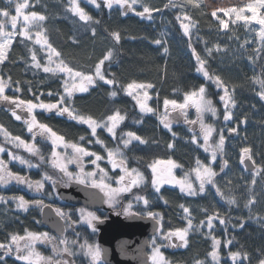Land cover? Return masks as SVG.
Instances as JSON below:
<instances>
[{
  "label": "trees",
  "instance_id": "trees-1",
  "mask_svg": "<svg viewBox=\"0 0 264 264\" xmlns=\"http://www.w3.org/2000/svg\"><path fill=\"white\" fill-rule=\"evenodd\" d=\"M25 1V0H23ZM254 0H196L198 7L188 5L183 0L185 9L179 7H165L170 5V0H141V4L135 8L143 9L148 6L154 10L153 19L141 18L133 12L124 14V10L113 6L107 8L102 2L98 10L94 5L78 0L77 3L92 17V23L80 21L71 11L70 0H27V12H37L46 17L41 27L48 43L59 53L54 55L57 62L61 60L72 71L91 74L96 63L111 49L116 53V59L105 62L102 71L107 79H112L115 73L117 83L105 85L97 82L88 87L86 93L76 92L72 100L77 110L76 114L92 116L99 121L109 115L119 112L125 117L119 128L116 129V138L110 137L103 130L98 129L96 136L91 134L87 125L79 124L67 118L57 116L55 111L44 112L41 109L34 111L38 123L47 124L66 143L78 144L90 153L87 166H105L108 172L110 166L103 159L108 150L117 147L121 149L126 157L125 164L148 173V165L157 159H170L183 168L184 171L196 165L197 159L201 163L209 161V154L205 153L199 145L193 144L192 133L183 123L174 124L172 131L177 135L175 139L172 133L158 122L157 115L153 113H142L135 101L121 86L135 82L137 84H151V102L161 105L165 99L175 100L181 103L185 94L197 91L201 85L206 86L204 76L197 72L198 67L193 49L201 59L206 61V70L209 74L220 77L224 86L228 88L229 94L234 98L235 104L231 106L232 120L227 122L230 128H236V134L225 143L223 159L227 161V167L221 171V158L217 155L216 186L226 195H231L237 200L236 205L229 206L225 200L216 194L211 185L206 194L200 196H188L176 188L161 187L157 192L151 186L146 185L136 189L137 196H143L149 201L148 209L157 213L160 220V232L175 231L189 227L188 220H192V229L189 231L187 246L179 249H164L163 253L171 264H260L264 260V100L259 97L260 86L253 82V77L260 76L264 70V48L255 35L249 32L241 23H233L228 20V28L220 26L217 14L221 9H239ZM0 5L3 1L0 0ZM216 15L213 16L212 13ZM186 15L187 23H194L195 27H189V34L185 35L179 25L177 16ZM96 21H99L97 24ZM96 34L93 36L92 29ZM38 28H32L30 36L35 37ZM118 33L120 40L117 42L111 33ZM163 32L165 35L160 36ZM77 43H74L73 40ZM161 39L162 45H156L152 41ZM23 41V43H21ZM189 41L192 48L188 47ZM168 47L165 55L163 48ZM48 49L45 44L35 43L34 40L16 36L11 43L8 58L0 63V78L9 79L11 87L6 88L5 94L23 101L31 100L33 103H57L63 91L64 81L58 72L45 73L43 66L47 54L43 50ZM206 49L212 50L210 56ZM37 55V61L41 68L36 69L31 60L32 53ZM53 67L56 63L52 64ZM17 86L20 91L16 92ZM117 91L116 97H110L109 92ZM208 93L212 96L219 118L223 110L216 98V92L207 86ZM53 93L51 96L49 93ZM39 97V99H37ZM68 107L67 103L58 105ZM14 105H8L0 101V129L8 135L20 137L28 144L35 143L42 155L50 151V144L42 139H33L27 132V126L23 119L16 120L12 115ZM24 112H22L23 114ZM17 114L23 115L21 113ZM134 121H141L136 124ZM244 121V123H241ZM219 127L223 126L221 122ZM135 132L147 143L139 144L133 141L127 149L123 147L121 135L126 138V133ZM1 132V131H0ZM231 133V132H229ZM1 134V133H0ZM229 135V134H228ZM85 137L81 140L80 137ZM115 136V137H116ZM99 140L101 143H97ZM155 141V143H153ZM174 147L169 149L168 145ZM237 144V145H236ZM250 151L252 158L259 169L255 174L247 173L240 165L243 148ZM101 157L96 164L95 155ZM95 156V157H94ZM136 158H141L139 161ZM3 161L8 171L25 175L33 181L41 180L40 171L33 170L18 161L9 160L7 156ZM92 163V165H91ZM49 172V170H48ZM53 177L56 173L52 174ZM13 182V183H12ZM50 188H47V191ZM251 189V191H249ZM29 191L20 190L10 181L8 185H0V196L6 199L0 201V245L5 248L12 242V236H22L26 233H41L45 228L40 222V209L30 201ZM23 195L29 200V208L23 211L16 208V203L11 197ZM254 203L245 207L248 200ZM166 201V203H165ZM54 203V202H53ZM55 206V205H53ZM63 211H75L77 207L69 204L56 203ZM183 206V207H181ZM189 209L185 213L183 208ZM76 215V214H75ZM208 216L213 217V226L207 225ZM228 219L226 225H221L220 220ZM256 217L250 219L249 217ZM243 221V229L233 227ZM82 226L78 224L79 231ZM199 226L200 231H195ZM87 235L86 227L83 231ZM211 233V235H209ZM235 237L230 244L226 241ZM213 238L220 241L216 251L218 260L212 259ZM63 239L73 240L76 235L67 231ZM89 239V238H88ZM230 253H238L233 260ZM4 255V248H0V256ZM0 264H28L18 261L12 254L5 257Z\"/></svg>",
  "mask_w": 264,
  "mask_h": 264
},
{
  "label": "snow or ice",
  "instance_id": "snow-or-ice-1",
  "mask_svg": "<svg viewBox=\"0 0 264 264\" xmlns=\"http://www.w3.org/2000/svg\"><path fill=\"white\" fill-rule=\"evenodd\" d=\"M86 3H90L94 5L98 10L100 9V3H98V0H85ZM37 3H39V0H37ZM102 3L109 9L113 7V5H119L121 9L124 10V14L127 13V11H132L135 15L141 17V18H147V19H153L152 16L153 11H160L163 10H154L151 9L148 6H143V10L136 12L135 6L138 4H141V0H102ZM186 3L188 5H192L193 7H198L196 0H186ZM71 8L70 11L75 15L79 17L80 21H84L88 24L92 23V17L85 12L83 8L79 6L77 3V0H70ZM179 7L181 11L185 9V4L183 0H170V5H166L165 7ZM28 7V2L25 0L24 3H19L16 6V12L18 16H22L23 19V28H21L19 35L21 37H25L28 39H31L30 31L32 28H38L39 31L35 33V43L43 45H47L48 47V60L49 63H52V56L56 55L59 57V53L56 52V50L52 47L50 43H48L47 37L43 34L44 29L41 27L42 23L46 20V17L44 15H41L37 12H31L25 14L23 10ZM248 11L252 13L251 16L243 15L244 9H221L225 13V15H228L230 13H235L236 20L233 21L235 23L236 21H244L245 27L249 26V23L251 21H256L261 27L257 35L260 37L261 42L264 43V14L257 15L258 8H264V0H254L253 3L249 4L247 6ZM213 16L216 15L215 12L212 13ZM18 16H11L10 23L13 28V32L11 34L5 32V26L6 23H8V17L9 13L6 10H0V39H2V42H0V63L4 62L8 56V46L11 43V39L9 36H15L16 32L15 29L17 27V21ZM180 17L177 16V19ZM187 19V17H185ZM98 24L99 21H96ZM195 27L193 22L184 23L181 24V27L184 30V34H189V27ZM220 26L223 28H228V24L225 23L223 20L220 21ZM92 34L95 36L96 30L95 28L92 29ZM111 35L115 38V40L118 42L120 40V36L118 33H111ZM165 33L161 32L160 36L163 37ZM74 43H77V41L74 39ZM23 43V41H21ZM152 43L156 45H162L163 42L161 39H156L152 41ZM189 48H192V43L189 41L188 44ZM163 51L165 55L168 54V47H164ZM208 54L212 55L211 49H206ZM261 52H264V48L260 49ZM193 55H195V58L197 60V63L199 67H197L196 71L199 73H202L204 78L206 80L212 81L217 88H223L224 94L220 96V101L224 102L225 104V114H224V121L228 122L231 121L233 116L231 112V106L234 105L236 102L234 98L229 94L228 88L224 86L223 81L220 79V77L212 76L209 74V71L206 70V61L201 59L199 55L196 54L195 49H193ZM116 59V53L113 50H109L102 59L96 63L95 65V75H86L84 72H73L72 69H70L64 62L61 60L59 63L56 64L55 68L44 66L43 71L45 73H53L55 75L57 72H64L66 76H68L71 79V83H69L68 80L64 82L63 87V93L60 96V99L57 101V103H33L31 100L23 101L19 99H14L13 97H10L5 94L6 88L11 87V81L9 79H2L0 78V101H3L7 103L8 105H14V109L12 110V115L15 117L16 120H21V115L17 114L16 110H20L21 112L26 111L28 114V118L23 119V123L27 126V132L31 134L33 139H35L37 136H39L41 139H51L53 144V152L52 156H57V153L55 152V146L57 142L63 141L62 136H58L56 132H54L47 124L44 123H38L36 116L33 115L34 109H41L44 112H53L55 111L57 116H67L68 119L75 121L79 124L87 125L88 128L91 129V134L93 136H96L97 129L98 128H105L106 131L113 135L115 138L116 136V129L118 125L125 119L123 115H121L119 112L114 113L113 115H109L105 119H100L99 121L92 118V116L85 117L84 115L76 114L77 110L72 107L73 104V94L76 92L79 93H86L89 91L88 85H94L97 83V80L103 81L105 85H114L117 83V80L115 78V73L112 74V79H107L105 76V73L102 71V66L105 64V62H112ZM32 64L36 69L41 68V64L37 61V55L35 52L32 53L31 56ZM260 76H264V70H262ZM77 80L79 82H77ZM253 82L255 84H258L260 86L261 91L259 92V97L261 100H264V79H261L259 76L253 77ZM153 86L151 84L144 85V84H137L135 82L127 84L126 87L121 86L122 90L127 93V95L132 96L133 99L137 101V104L140 108V111L142 113H153L157 114L156 111L149 107L147 104V101L151 99L149 96V93L147 91L148 88H152ZM139 88L143 90V96H140L139 93L136 95H133L135 90ZM16 92L20 91V87L17 86L15 89ZM206 89L203 85L200 86L198 89V92H192L185 94V103L177 105L175 100H164V105L167 107L168 105H172V109L176 110L179 109L180 114L184 117V122L186 124L192 125L199 123L200 125V134L203 136L204 145H199L200 147H203L205 152H209L211 150V160L215 161L217 159V154H219L221 158V171H224V168L227 167V161L223 159L224 156V149H225V136L223 134L220 135L219 140L215 142L214 145L209 144L210 137L213 132V127L211 125L204 123V114L205 113H211L213 117L217 116V109L213 106L212 101L210 99L205 98ZM53 93H49L51 96ZM117 91L113 90L109 92L110 97H116ZM193 97H196L195 100H193ZM39 99V97H37ZM188 101H192L197 112L198 120L197 121H188L187 119V113L185 111ZM67 103L68 107H58V105H63ZM160 122L163 124L164 128L167 129L169 132L172 133L173 138L175 139L176 133L172 131V123L173 121L169 119L168 115H163L159 117ZM134 123L139 124L141 121H134ZM241 123H244V121H241ZM0 131H3L0 129ZM189 131H193L191 127H189ZM229 132L234 133L237 131L236 128H229ZM5 138L11 143L15 148H25L27 152L31 154V156H36L39 158L38 164H33L30 159H25L19 155H15L11 151L8 153L11 160L18 161L21 165H25L28 168L32 167H38L39 164L45 163V157L41 154V151L39 148L36 147L35 143L28 144L25 143L24 140H22L20 137H14L10 138L8 137V134L4 133ZM125 134L121 135V141L123 144V147L127 149L130 144H132L133 141L139 142V144H145L147 141L145 139H142L140 136H138L135 132L129 131L126 133V137L124 138ZM81 140H84L85 137L81 136ZM97 143H101L99 140L96 141ZM193 144L197 143V136L195 132L193 133L192 141ZM155 143V141H153ZM66 148L71 147L73 149V154L67 159L68 163H75L77 167L80 169L78 173H72L68 171L67 167L63 164L56 165L55 161H53L54 166L59 167L60 172L63 173L62 176H60L59 180H55L50 176L45 175L43 177L44 180H51L54 187H58L60 184H63L65 187L68 186L73 181H76L79 184H90L93 188H100L101 191L104 192V203L108 204L110 208L113 210L120 207V193H129L131 189L134 186H139L141 183L144 182V175L142 172H140L138 169H129L125 166V160L126 157H124L123 152L119 147H117L115 150H109L108 151V158L109 162L112 163V167L115 169L119 167L122 172H124V176H121L117 183H120L121 181L125 180V177L130 178V182L127 183L126 186H122L120 188H111L109 185H106L104 183V177L107 175V173L104 172L103 169H100L101 173V179L99 181L92 179L93 173L92 172H85L84 171V164H83V157L86 155H90V153L80 147L78 144H65ZM169 149H172L174 147L173 144L168 145ZM6 149L4 147H0V152H4ZM249 150L244 149L243 150V156H242V163L244 162V157H247L249 160L252 159V157L248 154ZM91 155H96L95 153H91ZM116 157H120V159L117 161ZM101 159V157L96 156V160ZM138 161L141 158H136ZM96 160H92L91 162L93 164H96ZM167 163L168 167L166 168H159L158 165ZM197 168L194 169L196 173V180L199 182L198 190L193 187L191 182L187 181V174H185V180L184 181H176L175 177L172 174V169L175 167H179L176 165V163L172 160H168L167 162L163 161H155L154 163L148 165V167L152 170V185L156 189L157 192L160 191V185L161 184H171V183H178L180 185V191L182 193H186L188 196H198L199 194H206V188L205 185H211L213 188H215L216 194L221 197V199L225 200L226 203L229 206L236 205L237 200L231 196L226 195L219 187L216 186V180L214 179L217 176V173L213 170L211 167V164L205 166L202 165L200 160L197 159L196 161ZM97 168H99V165H96ZM258 168H254V176H253V183L255 182V173L258 172ZM57 175H60V173H57ZM66 178V179H65ZM10 181H15L18 184L26 185L27 188L31 191H34L37 194L45 195L46 190L44 188V184L37 180L33 181L29 179L25 175H19L17 173H13L11 171H8V167L6 163L3 161V159H0V185H8ZM251 191V189H249ZM47 195H51V193H47ZM90 196H95V194H90ZM6 198L4 196H0V201H4ZM13 202L16 203V208L27 211L29 208V200L25 199L23 195L21 196H13L11 197ZM136 199L143 200L144 204H148L149 201L146 200L143 196H137ZM34 206L39 207L41 209V212L43 213L44 209L46 207H51L50 205H45L43 200H35L31 202ZM166 203V201H165ZM254 203L253 200L249 199L246 203L245 207H249V211H251L250 206ZM183 207V206H181ZM131 204H128L126 206H123V214L125 215H133L130 212ZM185 213L189 212V209L184 207L183 208ZM56 215L60 218V221H63V225L59 223V221H53L54 226L57 227V230L60 231L62 234L63 232L68 231L71 229L76 237L78 238L80 236V233L76 232L75 228L73 227L74 224L84 222L87 224V226L94 231L95 225L92 223L94 220H99L100 217L97 216L95 212H85L84 209H77L75 211H78L80 213V220L79 221H73L71 219L70 212L71 211H63L60 208H56L55 210ZM135 215H142L141 213H136ZM147 216L153 217V213L151 211H148L146 213ZM158 215V214H157ZM250 219H256V217H249ZM216 219L220 220L221 225H226L229 220L228 219H221L219 216L216 217ZM158 222V221H157ZM261 223H264V221H260ZM189 227L184 229H176L175 231L168 232L164 235V247L167 248H183L188 245V234L189 231L192 229V220H188ZM207 225L209 228L213 226V217L208 216L207 218ZM243 221L239 225H233V227H239L243 229L244 227ZM160 229L157 228L156 232H159ZM195 231L199 232L200 228L199 226L195 227ZM211 235V233H209ZM173 238H175V242H173ZM24 240L23 248L20 246V241ZM235 240V237H232L231 240L226 241V244L232 243V241ZM37 241L47 242V243H53L55 244V238L50 237L48 233H32L29 232L27 234V238L19 237V236H12V243L15 244V252H16V259L21 261H27L28 264H33V257H36L37 259H43L40 257L39 253L35 249V244ZM62 244L66 245H76L78 243V239L73 240H67V239H61L59 241ZM220 241L213 238L212 240V247L213 251L211 253L212 259L214 261L218 260V253L216 251L217 247L219 246ZM0 248H4V255L0 256V262H3L5 260V257L12 254L13 249L12 247L5 248L4 245H0ZM54 251H62L63 253H67L68 256H75L78 252L83 251L86 256H90L92 261H97L101 257L100 249L98 246H92V245H85L82 244L78 249L75 251L69 247L65 246L63 249H58L54 247ZM233 260H236L238 257V253H230ZM153 264H169L168 260L164 256V254L160 251V246L157 245L153 248V256H152ZM56 264H69L68 261H57ZM71 264H74V261L71 262ZM197 264H202V262H197ZM260 264H264V260H261Z\"/></svg>",
  "mask_w": 264,
  "mask_h": 264
},
{
  "label": "rangeland",
  "instance_id": "rangeland-1",
  "mask_svg": "<svg viewBox=\"0 0 264 264\" xmlns=\"http://www.w3.org/2000/svg\"><path fill=\"white\" fill-rule=\"evenodd\" d=\"M3 1V5H0V10H6L8 13H9V17L7 18L8 19V23H6V26H5V32L11 34L13 32V28L11 26V23H10V18L11 16H18L17 12H16V6L17 4L19 3H24L25 1L23 0H2ZM78 1V0H77ZM99 2H102V0H98ZM254 2V1H253ZM253 2H250L246 5H244L243 8L244 9V12H243V15H246V16H251L252 13L250 11H248V8L247 6ZM113 6H116V7H119L121 9V7L119 5H113ZM240 9V8H239ZM143 9H138V8H135V11L136 12H139V11H142ZM23 12L25 14L29 13L27 12V7L23 10ZM127 12H132V11H127ZM261 14H264V8H258L257 10V15H261ZM179 25L181 24H184V23H187V19L185 18L186 15H180L179 16ZM217 17L220 19V20H223L225 23L228 21V20H231L232 22L236 20V15L235 13H230L228 15H225V13L223 11H220L218 14H217ZM2 18V17H0ZM235 23H241L245 26L244 24V21H236ZM260 25L256 22V21H251L249 23V26L246 27L249 29V32L252 34V35H255V37H257L259 40L260 37L257 35V33L259 32L260 30ZM21 28H23V19H22V16H18V21H17V27L15 29V32H16V35L15 36H9V38L11 39V43L13 42V40L15 39L16 36L19 35V32L21 30ZM36 33V32H34ZM20 36V35H19ZM31 39L35 41L36 37H34L33 35H31ZM0 42H2V39H0ZM11 43L9 44L8 46V49L11 45ZM44 47V45H43ZM44 53L47 54L46 56V60H45V63H44V66H49V67H52V68H55L52 66L53 63H59L57 62L55 59H54V55L52 56V63L50 64L49 63V60H48V55H49V52H48V49H45L43 50ZM43 66V67H44ZM199 67V65H198ZM75 72V71H73ZM60 75H62L63 77V81L65 82L66 80L69 81V83H71V79L65 75L64 72H58ZM202 74V73H201ZM86 75H95V69L94 71L91 73V74H86ZM203 75V74H202ZM206 86L205 89H206V93H205V98L206 99H210L212 101V104L214 107H216L214 105V102H213V98L212 96L208 93L207 91V86L209 85L212 89V91H215L216 92V98L218 100V103L220 104L222 110H223V115L221 116L220 119H218L219 117V113L217 112V116L216 117H213L211 113H205L204 114V123L205 124H208V125H211L213 127V132H212V135L210 137V140H209V144L210 145H214L216 141L219 140V137L221 134H223L225 136V143L227 142V139L228 140H231V141H234L231 139L232 136H234L236 133H229L228 129L230 128L229 125H227V122L224 121V110H225V104L224 102L220 101V96L224 94V90L223 88H217L215 86V84L210 81V80H206ZM77 82H79L77 80ZM97 82H103V81H99L97 80ZM91 86V85H88V87ZM64 87V86H63ZM148 93H149V96L151 97V89L148 88L147 89ZM195 92H198L195 91ZM137 93H139L140 96H143V90L142 89H139L137 88L135 90V92L133 93V95H136ZM64 94L63 91L62 93L60 94V96ZM60 96H59V99H60ZM132 97V96H131ZM133 98V97H132ZM196 97H193V100H195ZM138 107V109L140 110L138 104H137V101L135 99H133ZM3 102V101H2ZM151 102V99H149L147 101V104L149 107L153 108L155 111H156V115H157V119H158V122L163 125L161 122H160V119L159 117L160 116H163V115H168L169 119H171L173 121L172 125L177 123H184L188 130H189V127H191L193 129V131H190L192 134L190 135L191 137H193V133L195 132L196 136H197V143L195 145H204V140H203V136L200 134V125L199 123H196V124H192V125H189V124H186L184 122V117L180 114V111L179 109H176V110H173L172 109V105H168L167 107L163 104L161 105H155L154 107L150 104ZM185 103V99L181 102V103H177V105L179 104H184ZM59 107V106H58ZM37 110V109H34L33 110V115H34V111ZM18 113H21L22 112L20 110H16ZM186 113H187V119L188 121H197L198 120V116H197V112H196V108L193 104L192 101H188V104H187V107L185 109ZM24 112V111H23ZM141 112V111H140ZM19 115V114H18ZM25 118H28V115L26 117H22V119H25ZM106 120V118H104ZM219 122L222 123L223 126L219 127L218 124ZM121 124V123H120ZM120 124L118 125L117 128H119ZM98 129H101L103 130L106 134H108L110 137L114 138L112 134L108 133L106 131L105 128H98ZM97 129V130H98ZM0 147H4L6 150L4 152H0V159H3V157L7 156L9 158V160H11L10 156H9V152L11 151L12 153H14L15 155H19L25 159H30L31 162L33 164H38V161H39V158L36 157V156H31V154L29 152H27V150L23 147L21 148H15L11 143H9V141L5 138V135H4V130L0 132ZM229 134V135H228ZM58 135V134H57ZM59 136V135H58ZM8 137L10 138H13L12 136L8 135ZM33 138V137H31ZM116 139L115 140H118V136L115 137ZM127 138V137H126ZM35 139H41L39 136H37ZM43 141L45 142H48V144H50V151L49 153H46V155H44L45 157V163H42V164H39L38 167H32L31 169L33 170H39L40 169V166H42V171H40V181L42 182V173L47 175V176H50L52 177V174L53 173H59L60 169L59 167H56L54 166L53 164V161H55V164L56 165H60V164H63L67 167L68 171L72 172V173H78L80 171V169L77 167V165L75 163H68L67 162V159L73 154V149L71 147H65L64 145L65 144H70V143H66L64 140L63 141H60V142H57L56 146H55V152L57 153V156L53 157L52 156V152H53V144H52V140L51 139H42ZM26 143V142H25ZM72 144V143H71ZM237 145V144H236ZM200 147V146H199ZM204 152V148L203 147H200ZM85 149V148H84ZM246 149L245 147L242 149L241 151V156H243V150ZM115 150V149H114ZM109 151V150H108ZM205 153H208L209 154V161L207 163H201L202 165H209L211 164V167L213 168V170L216 172L217 171V168L215 167V164L217 163V159L215 161H212L211 160V150H209V152H205ZM248 154L251 156L250 154V151L248 152ZM218 155V154H217ZM96 156V155H95ZM94 156V157H95ZM88 157L90 158V155H86L83 157V164H84V171L85 172H92L93 173V176H92V179H95L97 181H99L101 179V173H100V169H102L101 166H99V168H97V166H92V168H88L87 165L89 163V159ZM252 157V156H251ZM120 159V157H116V160L118 161ZM253 159V158H252ZM4 160V159H3ZM106 163H108L110 165V168L112 169V173H107V175L104 177V183L106 185H109L111 188H120L122 186H126L127 183L130 182V178L129 177H125V180L124 181H121L120 183H117V181L119 180V178L121 176H124V172L121 171V169L119 167L117 168H113L112 167V163L109 162V158H108V152H107V155L106 157H104L103 159ZM158 161H163V162H167L168 160L170 159H157ZM155 160V161H157ZM254 160V159H253ZM155 161H153L152 163H154ZM96 163H97V160H96ZM151 163V164H152ZM242 159H240V165L241 167L243 168V165H242ZM92 165V163H91ZM150 165V164H149ZM177 165V164H176ZM125 166L127 167V165L125 164ZM179 166V165H178ZM159 168H166L168 167L167 163H163V164H160L158 165ZM39 168V169H38ZM128 168V167H127ZM197 168V164L190 168V169H187L186 171L183 170L182 167H175L172 169V174L173 176L175 177V180L176 181H184L185 180V174H187V181L188 182H191L193 187L196 188L198 190V187H199V182L196 180V173L195 171H193L194 169ZM116 169H119V173H118V176L114 177V174H115V170ZM129 171H131V169L133 168H128ZM136 169V168H135ZM244 169V168H243ZM49 170V173H46V171ZM139 170V169H138ZM106 171V170H105ZM104 171V172H105ZM140 172L143 173L145 179H144V182L141 183L139 186H134L131 191L129 193H120V197H121V200H120V208L122 210V213H123V206H126L128 204H131V208H130V212H139V213H142L144 215H146V213L148 211H151L148 209V204H144L143 200H137L136 197V192L135 190L136 189H139L143 186H146V185H149L151 186V188H154L153 185H152V170L150 167H148V173H144L143 171L139 170ZM106 173V172H105ZM256 174V173H255ZM59 176V175H58ZM50 182V180H47V185L48 183ZM13 183V182H12ZM14 184L16 186H18L20 188V190H25V191H29V193H31V195H35L37 193H35L34 191H31L27 188L26 185H21V184H18L14 181ZM170 187V188H176L180 191V185L178 183H171V184H161L159 187ZM210 185H205V188H206V191H207V188L209 187ZM44 188H45V185H44ZM155 189V188H154ZM156 190V189H155ZM103 192V191H102ZM181 192V191H180ZM104 193V192H103ZM186 194V193H184ZM187 195V194H186ZM201 194H199L198 196H200ZM197 196V197H198ZM18 197V196H17ZM37 200L36 198L35 199H30V201H35ZM59 201L57 202H54V203H50L51 205H55L54 208H59V206H56V203L58 204ZM117 208V209H118ZM40 209V208H39ZM61 209V208H60ZM77 209H82V208H76L75 210ZM116 209V210H117ZM41 210V209H40ZM62 210V209H61ZM67 211H70V210H67ZM153 213V215L159 219L157 213L151 211ZM87 213V212H86ZM79 216L80 218V213L78 211H71L70 212V215L72 217H75L76 215ZM80 225H85L86 223L84 222H81L79 223ZM168 232H172V231H166V232H158L152 242H151V248L148 250L149 252V260H150V264H153V260H152V256H153V248L157 245L160 246V251L163 253V250L164 249H171V248H167V247H164V235ZM27 234H24L22 236H19V237H23V238H27ZM174 239V238H173ZM60 239L58 240L57 239V242L59 243V246L62 244L59 242ZM175 242V240L173 241ZM23 244H24V240H21L20 241V246L21 248H23ZM82 244H85V245H92V246H97L96 243H94L93 241H91L90 239H88L85 235H80V238L78 239V243L76 245H72L74 246L75 248H79L80 245ZM70 247V245H68ZM8 247H12L13 249V252H12V255L14 256V258L16 257V252H15V244H13L12 242H10L8 244ZM64 247L60 246V249H63ZM35 249L36 251L39 253L40 257H42V263L43 264H49L50 263V260L49 258H53L56 256V253H57V257H58V254L60 253H63L62 251H54V246H53V243H47V242H42V241H37L36 244H35ZM172 249H179V248H172ZM42 250V255H41V251ZM47 250V251H46ZM81 253L83 254V256H85L84 252L81 251ZM164 254V253H163ZM90 257V256H89ZM16 259V258H15ZM91 260V263L94 262L95 264H101L100 263V259L97 260V261H92V259L90 258ZM18 261H21V260H18ZM41 261V259H37L36 257H33V264H39ZM62 261H67L65 258L62 259ZM23 262H27V261H23ZM169 262V261H168ZM169 264H171L169 262Z\"/></svg>",
  "mask_w": 264,
  "mask_h": 264
},
{
  "label": "water",
  "instance_id": "water-1",
  "mask_svg": "<svg viewBox=\"0 0 264 264\" xmlns=\"http://www.w3.org/2000/svg\"><path fill=\"white\" fill-rule=\"evenodd\" d=\"M27 115V113H24ZM244 170L253 172L255 164L252 159L244 157ZM57 195L63 203L70 205H81L90 210H105L109 217L103 220H95L94 225L98 230L97 244L101 250V259L105 264H149L147 250L149 248L148 238L156 234L159 222L153 217L145 215L121 216L111 212L112 208L104 203V193L100 188L90 185L71 182L68 187L59 185L56 187ZM95 196H90V194ZM50 205V204H46ZM46 207L40 212L41 223L51 232L62 236L53 221H63L56 215L55 209Z\"/></svg>",
  "mask_w": 264,
  "mask_h": 264
},
{
  "label": "flooded vegetation",
  "instance_id": "flooded-vegetation-1",
  "mask_svg": "<svg viewBox=\"0 0 264 264\" xmlns=\"http://www.w3.org/2000/svg\"><path fill=\"white\" fill-rule=\"evenodd\" d=\"M87 167L89 169L92 168V166H87ZM101 167H102V169L104 171L106 170V169H104L105 166H101ZM108 167H109L110 170H112L110 168V166H108ZM105 172L108 173V174L111 173V172H108L107 170ZM46 173H49V172L46 171ZM59 173H60L59 176L56 174L53 177V175H52V178L55 179V180H59L60 179V176L63 175V173H61L60 171H59ZM118 173H119V169H116L115 170L114 177L118 176ZM43 177H45V174L42 173V183L45 185L46 194L45 195H40V194L31 195V193H30L29 194V197L32 198V199H35L36 198L37 200H43L44 203H53V202H57V201H59L58 203H60V200H59L58 195H57L56 187L53 186V183H52L51 180H50V182L47 185V180H44ZM60 185L61 186H64L63 184H60ZM88 185H90V184H88ZM48 187L50 189L47 191V188ZM47 193H51V195H47ZM77 208H82V209L85 210V212H95L97 214V216L100 217L99 220L107 219L109 217V212L108 211H105V210H97V211L96 210H89V209L84 208L82 206H77ZM111 212L114 213V214H119L121 216H125V214L122 213V210L120 208H118L117 210L116 209L115 210L112 209ZM133 212H135V211H133ZM71 219L73 221H79L80 220L79 216H77V215L75 217H72L71 216ZM94 221L92 222L93 224H94ZM78 224L79 223L73 225V227L75 228L76 232L80 233V235H85L87 238H89L91 241H93L97 245L98 230L94 227V231H93V229L89 228L87 226V224H85V225L82 226V230L79 231ZM85 227H86V230H87V235L83 232ZM44 228L45 229L41 233H48L50 237H54L55 238V244H53V246L55 248L60 249V246H62V247L68 246L66 244H61L59 246V243L57 242V239L58 240L59 239L61 240V239H63L66 236L67 231L65 232V234L63 236L60 237V236L55 235L51 231H49L47 227L44 226ZM69 230H71V229H69ZM71 232L74 233L72 230H71ZM74 235H75V233H74ZM79 238H80V236L78 238L76 237V239H79ZM153 238H154V236H152V237L149 238V242H150V247L149 248H151V242H152ZM70 247L74 251L77 249V248H75L72 245H70ZM40 251H41V255H42V250H40ZM56 252H58V251H56ZM100 253H101V250H100ZM148 255H149V252H148ZM63 258H65L69 262V264H71L72 261H74V264H95L94 262L91 263V260H90L91 257L86 256V255L83 256V254L81 252H78L75 256H68L67 253H61V254L59 253L58 254V257H57V253H56V256L55 257L49 258V260H50V263L49 264H56L57 261H61L62 262V259ZM99 261H100L101 264H104V262L102 261L101 257H100V260ZM39 264H43L42 263V259H41V261H40Z\"/></svg>",
  "mask_w": 264,
  "mask_h": 264
}]
</instances>
